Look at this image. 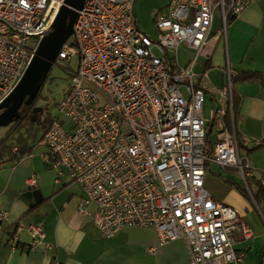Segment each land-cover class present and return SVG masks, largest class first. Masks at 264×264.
I'll return each mask as SVG.
<instances>
[{
  "label": "built area",
  "instance_id": "1",
  "mask_svg": "<svg viewBox=\"0 0 264 264\" xmlns=\"http://www.w3.org/2000/svg\"><path fill=\"white\" fill-rule=\"evenodd\" d=\"M255 1L170 0L155 13L156 39L138 27L135 0H84L77 10L73 34L56 60L78 55L79 64L44 133L48 149L42 157L56 171L57 184L66 177L81 186L79 213L91 215L106 237L125 227H152L159 245L183 239L189 264L243 263L245 252L235 244L254 233L236 209L214 199L205 185L206 170L209 163L236 169L254 200L248 179L264 185V169L240 152L236 72L228 63L225 83L217 87L195 66L211 55L216 8L224 33ZM64 3L0 0V105L19 84ZM182 47L193 51L186 65L180 63ZM206 94L214 100L209 117ZM209 125L217 137L210 151ZM39 178L31 175L28 186L37 187ZM8 216L0 208V241ZM22 229L32 235L29 243H20ZM44 238L40 224L20 222L11 249H52Z\"/></svg>",
  "mask_w": 264,
  "mask_h": 264
},
{
  "label": "crops",
  "instance_id": "2",
  "mask_svg": "<svg viewBox=\"0 0 264 264\" xmlns=\"http://www.w3.org/2000/svg\"><path fill=\"white\" fill-rule=\"evenodd\" d=\"M220 30L210 35L211 55L209 58L200 57L203 66L198 70L197 62L195 70L207 72L210 82L217 87L225 83V68L228 63L236 74H239L235 82V126L241 142L240 152L248 157L254 166L264 169V146L254 147L261 142L264 143V0H256L240 15L231 19L226 32L219 33ZM182 48L192 51L186 47ZM248 73L251 77H244ZM208 96L214 104L211 95L208 94ZM208 128L207 150L210 151L217 137L213 126L209 125ZM38 143L46 147L41 157L31 153L25 156H30L32 161L22 157L20 161L18 160L17 166L12 163L8 166L5 161L0 165V208L9 212L8 219L3 224L7 233L0 241V264H51L54 259H58L61 264H111L109 256L103 257L104 250L94 245L93 238H90V227L92 225L96 227L92 216H83L79 213V204L84 196L81 186L77 183L79 185L77 195L76 193L66 195L65 189L61 187L60 193L53 194L47 190L49 184L46 182L47 176L44 173L54 171L56 176V171L47 166L43 160L42 155L48 149L44 139ZM29 163L30 166H27ZM212 165L221 167L216 163H209L207 169L212 170ZM35 173L40 177L38 186L33 188V190H39L38 199L26 193L29 188L27 179ZM65 178L62 182L63 187L69 184L65 182ZM232 184L233 188L239 191L235 186L236 183L232 182ZM250 186L253 191H256V183ZM210 192L214 199L235 209V204L230 199H226V196H219L218 199L215 192ZM53 195L55 198L62 195V199L58 203L53 199L50 204ZM254 200L252 199V202L255 206H264V204L258 205ZM246 208H249V204ZM237 209L244 220L246 212L243 208L237 207ZM20 222L40 224L45 232L44 241L53 244L54 247L48 249L44 245H39L33 251H26L22 247L12 250L10 244L12 231ZM135 228L141 227H125L117 234L122 236L126 229ZM144 228L151 229L153 236L149 243H143L140 249L143 258L138 259V257L134 262L137 264H189V251L183 239L159 245L155 229ZM117 234L109 238H116ZM253 238L254 235L249 240L239 237L235 244L236 249L245 252L242 264H245L247 254L252 251ZM31 240L32 235L28 230L19 231L20 243L26 244ZM153 248H155L154 251ZM106 251L110 253L112 248L107 246ZM144 257H148V261Z\"/></svg>",
  "mask_w": 264,
  "mask_h": 264
},
{
  "label": "rangeland",
  "instance_id": "3",
  "mask_svg": "<svg viewBox=\"0 0 264 264\" xmlns=\"http://www.w3.org/2000/svg\"><path fill=\"white\" fill-rule=\"evenodd\" d=\"M170 0H135L134 4V15L138 24V27L151 38L156 39L158 35V29L155 26V13L156 10H163L166 4ZM169 4V3H168ZM222 13L221 8H216L214 15V22L211 34L217 33L220 27H222ZM192 56V51H188L185 48H181L179 52V58L181 65H186L188 58ZM79 64V56L75 55L70 61H60L56 60L51 70L48 72L45 80L42 83V88L40 92V103L45 106V114L47 117H54L57 115L58 104L63 99L64 93L69 86V80L71 73L76 71ZM203 62L200 59L197 64V69L202 68ZM35 91H33L34 94ZM214 107V104L210 100L208 94H206L204 114L206 117L210 115V109ZM37 118V117H36ZM66 123L68 122L65 119ZM9 126L0 127V139L6 135ZM25 136L28 132L26 129H21ZM43 130L38 129L35 135L36 138L41 139ZM32 141V139H30ZM45 146L39 145L37 143L32 148V155L41 157V153L45 150ZM24 159L32 161L30 156H23ZM26 160V161H27ZM20 161V160H19ZM19 161H14L10 159L5 160V164L10 166L11 163L18 165ZM24 165V164H23ZM30 166V163L27 165ZM212 170H208L206 174V185L207 188L215 192L217 198L219 196H226V199H230L235 204V209L237 207L243 208L246 212L244 215V221L248 224L251 230L254 232V238L252 241V251H250L245 259V264H264V206H255L253 202L249 201L240 193L236 188H233V183L244 187L242 178L240 177L238 171L234 168L223 169L217 167V165H212ZM29 168V167H28ZM37 174V173H35ZM44 175L47 176L46 182L49 186L47 190L53 194L60 193V187L65 189L66 195L76 193L78 194L79 185L77 183L69 182L65 178V182L69 184L63 187L62 184H57L55 182V172L45 171ZM245 188V187H244ZM55 199L56 203L62 199V195L55 198V195L51 198ZM219 199V198H218ZM217 200V199H216ZM249 208L247 209L246 207ZM91 233L90 238H93L94 245L104 250V255L109 256L111 264H137L134 262L136 258L141 259L143 256L140 254V249L144 245L143 243H149L150 238L153 236L151 229H146L144 227L135 229H126L124 235L117 234L116 238H109L103 235V233L94 225L90 227ZM107 246L112 248V251L108 253L106 251ZM148 261V257L145 258Z\"/></svg>",
  "mask_w": 264,
  "mask_h": 264
},
{
  "label": "water",
  "instance_id": "4",
  "mask_svg": "<svg viewBox=\"0 0 264 264\" xmlns=\"http://www.w3.org/2000/svg\"><path fill=\"white\" fill-rule=\"evenodd\" d=\"M83 2L84 0H65L52 29L41 41L24 76L13 93L0 105V127H6L19 118V111L23 105H30L34 102V98L54 65L61 47L73 34L77 10L81 8ZM33 91H35L34 94ZM42 110L41 107H35L33 114L36 115ZM26 193L38 199L39 190L29 187Z\"/></svg>",
  "mask_w": 264,
  "mask_h": 264
},
{
  "label": "trees",
  "instance_id": "5",
  "mask_svg": "<svg viewBox=\"0 0 264 264\" xmlns=\"http://www.w3.org/2000/svg\"><path fill=\"white\" fill-rule=\"evenodd\" d=\"M244 77L249 78L251 77V74L248 73ZM238 78L239 74H235L234 81L236 82ZM42 86L40 87L37 96L34 98V102L30 105H23L21 107L19 111V118L15 119L8 125L9 129L6 132V135L0 139V165H2L6 159L18 161L23 156L31 154L32 148L44 139V133L53 117L46 116L45 106L40 103V92ZM35 107L43 108L42 112L38 113L36 119L33 114V109ZM41 128L43 130V134L41 139L38 140V138H36L33 134ZM21 129H26L28 132L27 136L20 132ZM30 139H32V141H30ZM259 146H264V143L261 142V144L254 147L256 148ZM15 147L17 148L16 152L14 151ZM248 182L249 184L256 183V191L251 189L252 195L258 205L264 204V185L254 178L248 179ZM235 186L252 202V198L247 189L238 184H235Z\"/></svg>",
  "mask_w": 264,
  "mask_h": 264
},
{
  "label": "flooded vegetation",
  "instance_id": "6",
  "mask_svg": "<svg viewBox=\"0 0 264 264\" xmlns=\"http://www.w3.org/2000/svg\"><path fill=\"white\" fill-rule=\"evenodd\" d=\"M41 112H42V111H41ZM39 113H40V112H39ZM37 115H38V113L34 116V118L37 117Z\"/></svg>",
  "mask_w": 264,
  "mask_h": 264
}]
</instances>
